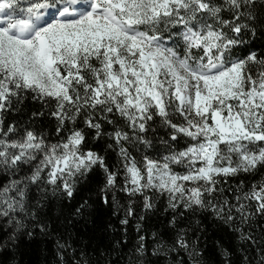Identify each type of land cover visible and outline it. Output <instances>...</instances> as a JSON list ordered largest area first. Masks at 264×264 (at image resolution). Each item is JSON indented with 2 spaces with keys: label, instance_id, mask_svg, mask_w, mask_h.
<instances>
[{
  "label": "snow or ice",
  "instance_id": "1",
  "mask_svg": "<svg viewBox=\"0 0 264 264\" xmlns=\"http://www.w3.org/2000/svg\"><path fill=\"white\" fill-rule=\"evenodd\" d=\"M93 196L123 231L90 249ZM0 231L52 264H208L219 233L264 264V0H0Z\"/></svg>",
  "mask_w": 264,
  "mask_h": 264
},
{
  "label": "trees",
  "instance_id": "2",
  "mask_svg": "<svg viewBox=\"0 0 264 264\" xmlns=\"http://www.w3.org/2000/svg\"><path fill=\"white\" fill-rule=\"evenodd\" d=\"M103 142H99L94 145L96 148L102 147ZM114 155L111 156L109 162L111 163L114 160ZM259 174L254 177H245L246 181H251L252 179H258ZM98 179H102V173L97 170L91 178V191L95 192L96 182ZM89 194L88 190L81 189L77 193L76 198L72 201L73 207L78 206L82 201V197H86ZM118 199L121 203L126 204L127 200L124 197L123 193L118 195ZM110 203L105 206L96 200L93 196V200L90 202L92 207L89 208L85 213V218L79 220L76 225V233L81 238V242L91 241L89 247L95 246L98 243L107 244L108 241L115 238H119L120 233L123 229L120 225V219L123 218V210L119 212V215H113V209L111 207V197H109ZM165 207L164 200L160 199L157 205V211L154 213L148 214V219L144 221L145 226L149 229V236L151 235V230L153 226L160 228L165 221V216L163 214V209ZM142 202L137 201L135 204L136 218L129 219L128 225V235L130 237V242H135V225L137 219L141 213ZM55 212L56 209H53ZM108 225H112V228H109ZM115 229V231H113ZM216 235H222L224 240L227 241V235L219 233ZM216 235H211L207 241V252L206 260L208 264H220V257L217 255L215 248L214 240ZM5 239V233L0 231V243ZM54 241L41 237L39 235L29 239L27 236H24L17 242L15 248L9 246L6 249H0V264H52V257L54 255Z\"/></svg>",
  "mask_w": 264,
  "mask_h": 264
}]
</instances>
